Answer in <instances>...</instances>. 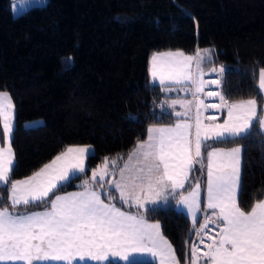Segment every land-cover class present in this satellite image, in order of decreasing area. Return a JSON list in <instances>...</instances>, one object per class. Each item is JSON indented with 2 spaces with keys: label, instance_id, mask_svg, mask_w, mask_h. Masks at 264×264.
I'll return each mask as SVG.
<instances>
[{
  "label": "trees",
  "instance_id": "1",
  "mask_svg": "<svg viewBox=\"0 0 264 264\" xmlns=\"http://www.w3.org/2000/svg\"><path fill=\"white\" fill-rule=\"evenodd\" d=\"M197 49L210 50L199 71L218 76L219 94L234 103L256 99L259 113L264 0H47L17 16L11 15L8 0H0V91H7L15 106L11 179L33 173L69 145L90 144L91 158L86 172L57 193L83 188L78 181L88 179L105 158L118 164L148 126L175 119L162 108L163 85L149 82L150 54L180 50L192 55ZM216 66L224 72L213 71ZM35 119L40 124L26 126ZM232 145L241 148L237 199L248 211L264 196V134L255 122L240 137L208 143ZM4 189L1 184L0 207H10ZM43 208L19 205L16 210ZM134 209L127 210L159 223L184 264L187 217L172 204Z\"/></svg>",
  "mask_w": 264,
  "mask_h": 264
},
{
  "label": "snow or ice",
  "instance_id": "2",
  "mask_svg": "<svg viewBox=\"0 0 264 264\" xmlns=\"http://www.w3.org/2000/svg\"><path fill=\"white\" fill-rule=\"evenodd\" d=\"M209 58L208 49H197L195 55H185L182 51L154 54L149 69L153 81L158 80L160 85L169 82L194 86V124L189 117L193 101L172 100L168 107L173 108L177 117L187 118L178 120L174 127H149L147 139L137 142L129 154V162L120 169L119 180L106 179L109 162L105 158V167L92 172V186L85 179L83 191L65 195L56 193L70 183L74 175L86 172L91 146L67 147L32 175L12 180L15 153L10 140L15 106L7 92H0V126L3 127L0 184L5 186L10 201V207H0V262L118 264L124 261L139 264L136 255H149L158 258L160 264H176L172 245L162 235L159 223H149L143 214H132L123 211L122 206L117 207L110 189L114 187L120 193L124 204L147 210L148 205L183 189L195 164L204 167L203 151L210 147L206 145L208 140L240 137L253 126L257 118L256 99L229 103L224 95H220V107L227 108L228 118L222 124L203 123L202 109L207 106L197 94L203 91L204 81L197 80L192 66L195 63L196 69H201ZM219 71L223 73L224 68L221 66ZM259 88L264 91V68L259 72ZM210 95L218 94L212 92ZM176 104L185 111H175ZM259 123L264 128V116L259 118ZM240 151V147L207 151L206 201L212 213L198 232H203L208 223H215L219 231L216 237H210L212 242L206 245L207 251L202 257L196 256L198 249L193 247L191 264H198V261L203 264H264V199H258L250 211H245L238 203ZM133 159L135 165L131 164ZM112 167L115 168V161ZM126 171L130 175L126 176ZM96 184L100 185L99 189ZM136 189L144 195L134 194ZM204 193L205 189L197 181L187 195L180 193L177 203L186 207L196 219ZM19 205H44L45 208L25 214L16 210Z\"/></svg>",
  "mask_w": 264,
  "mask_h": 264
},
{
  "label": "crops",
  "instance_id": "3",
  "mask_svg": "<svg viewBox=\"0 0 264 264\" xmlns=\"http://www.w3.org/2000/svg\"><path fill=\"white\" fill-rule=\"evenodd\" d=\"M192 71H193V73L195 74V72H196V67H195V63H194V66H193V69H192ZM259 72H260V70H259ZM259 72H258V76H257V86H258V89H259V92H260V94H261V97H262V101H261V105H260V112L258 113V116H257V118L255 119V121L253 122V123H255L256 122V124H257V127H258V129H259V131L262 133V134H264V128H262L261 126H260V123H259V118L260 117H262V116H264V91H262L260 88H259ZM148 73H149V71H148ZM198 73H200L199 72V69L197 70V74H195L196 75V78H197V76H198ZM203 73V72H202ZM201 76V75H200ZM200 76H199V78H197V80L199 81L200 80ZM156 84H158V83H156ZM158 85H160V84H158ZM188 89H191L190 91L189 90H186V93H187V95H189V97L187 98L188 99V101H192V99H191V94H192V92L195 90L194 89V86H190ZM234 103V102H233ZM195 106V102L193 101V103H192V106ZM162 108L164 109V110H167L168 112H169V108L167 109V106L165 105V104H162ZM224 108L225 107H221V114H220V117L219 118H217V119H204L203 117H202V119H204V120H209V121H211V120H219V123H223L224 122V120L225 119H227L228 118V112H227V110H225L224 111ZM170 113V112H169ZM194 120H195V114H194ZM171 124H174V121L173 122H171V123H168V124H159V125H150V126H148L147 127V130H148V128L149 127H153V126H155V127H170L171 126ZM250 130V129H249ZM247 133V132H246ZM246 133H244V134H246ZM243 134V135H244ZM227 138H232V137H225V138H223V139H227ZM147 139V131H146V134H145V137L142 139V140H146ZM223 139H219V140H223ZM139 141H141V140H139ZM213 141H217V140H208L207 141V143L209 142H213ZM138 142V141H137ZM137 142L134 144V146L130 149V151L127 153V155L118 163V164H116L115 165V168L113 169V167H112V165H110V162L108 163V167H109V175L106 177V179L107 180H119L120 179V169L121 168H123L124 166H125V164L126 163H128L129 161H128V157H129V154L130 153H132L133 152V150L135 149V147H136V144H137ZM3 145V127L2 126H0V146H2ZM208 145V144H207ZM68 147V146H67ZM67 147H65L63 150H65ZM70 147V146H69ZM236 147H240L239 145H232V146H210V147H207V148H205L204 149V151H203V159H204V167L201 169V173H200V175H201V182H202V186H203V188L206 190V187H207V167H206V165H207V151H211L213 148H215V149H221V150H224V151H229V150H231V149H233V148H236ZM241 149V148H240ZM62 150V151H63ZM62 151H60V152H62ZM59 152V153H60ZM90 152H91V149H90ZM58 153V154H59ZM57 155V154H56ZM55 155V156H56ZM54 157V156H53ZM52 157V158H53ZM239 157H241V151H240V154H239ZM49 159L47 162H45L43 165H45V164H48V163H50L53 159ZM131 164L132 165H135L136 164V160L135 159H133V161H131ZM43 165L41 166V167H43ZM201 166V165H200ZM240 166V165H239ZM40 167V168H41ZM105 167V162L102 164V165H100L99 167H97V168H95V169H103ZM39 168V169H40ZM39 169H37L36 171H38ZM94 170V169H93ZM36 171H34V172H36ZM33 172V173H34ZM93 172V171H92ZM192 172V171H191ZM189 173L190 174V177L191 178H193V176H196V175H193L192 173ZM33 173H31V174H29V175H27V176H30V175H32ZM125 175L126 176H128V175H130V173L129 172H127L126 171V173H125ZM27 176H24V177H21V178H18V179H14V180H20V179H24L25 177H27ZM194 179V178H193ZM87 180H89V182H90V186H92V182H91V180H92V173L90 174V176H89V178L87 179ZM193 182H194V180H193ZM1 185V184H0ZM95 187L97 188V189H99V187H100V185L99 184H96L95 185ZM106 187H108L107 185H106ZM113 191H114V194L116 195V199L118 200V202H119V205L117 204L116 206L117 207H121L122 206V210L123 211H126V212H130V213H132V214H140V212L139 213H136L135 211H128L127 209H134V210H136V211H143V210H145V209H139L138 207H136V206H129V204H124L123 203V201H121L120 200V193L118 192V191H116V189L114 188V187H112L111 188ZM184 189V188H183ZM84 189L83 188H81V189H76V190H70V191H66V192H60V193H57V195H65V194H68V193H75V192H80V191H83ZM132 191V189L130 188L129 189V192H131ZM179 191H182L181 189H177V192H176V194L173 196V195H168V197H167V199H159L158 201H157V203L156 204H150V205H148L147 206V209H151V208H155V207H159V206H164V205H167V204H172V206L176 209V210H179V211H181L186 217H187V219H188V221H189V226H192V225H194V224H196V225H198V226H200V225H202L203 223H205L206 222V217H208V216H211V213H212V210H209V209H207V201H206V191H205V193H204V201H203V203H202V205H201V210L196 214V219H194L193 218V216L191 215V214H189V212H187V209L183 206V205H180V204H178L177 203V201L179 200V198H180V193L181 192H179ZM186 191V189H184L183 190V194L184 195H186V193H184ZM8 194V193H7ZM134 194H137V195H140L141 197L144 195V193L143 192H141L139 189H136L135 190V193ZM261 199H264V196L261 198ZM9 202V204H10V201H8ZM106 203L108 202V201H105ZM205 202H206V204H205ZM133 205H134V201H132L131 202ZM204 204H205V207H204ZM254 204V203H253ZM50 206V205H49ZM253 206V205H252ZM251 206V207H252ZM44 209H39V210H32V211H28V212H33V211H43ZM251 210V208L248 210V211H250ZM23 213H27V212H23ZM212 219L214 220L215 219V217H212ZM148 220V222L149 223H158L157 221H154V220H149V219H147ZM215 224V223H214ZM216 225V224H215ZM165 238V237H164ZM166 239V238H165ZM167 240V239H166ZM168 241V240H167ZM169 242V241H168ZM173 249V248H172ZM174 252V251H173ZM174 255H175V253H174ZM196 256L197 257H202L203 256V254H196ZM175 258H176V256H175ZM192 258H193V252H191V253H189V255H188V260H187V263L186 264H191V261H192ZM135 259H136V261H152V262H154L155 264H160V261H159V259L158 258H153V257H151V256H149V255H136L135 256ZM111 260H118V258H111ZM119 262H122V263H127V262H124V261H119ZM107 262H104V264H106ZM0 264H4V262H0ZM73 264H83V262H77V261H74L73 262ZM89 264H96V262H89ZM176 264H180L179 262H178V260H177V258H176ZM198 264H203V262L202 261H198Z\"/></svg>",
  "mask_w": 264,
  "mask_h": 264
},
{
  "label": "rangeland",
  "instance_id": "4",
  "mask_svg": "<svg viewBox=\"0 0 264 264\" xmlns=\"http://www.w3.org/2000/svg\"><path fill=\"white\" fill-rule=\"evenodd\" d=\"M47 3V0H8V6H9V10H10V12H11V15L12 16H17V15H19V14H21L22 12H24V11H26V10H28V9H30V8H35V7H41V6H44L45 4ZM177 51H180V50H164V51H157V52H153V53H151L150 54V56H149V60H148V71H149V69H150V67H151V58H152V56L154 55V54H156V53H167V52H177ZM184 53V52H183ZM185 54V53H184ZM185 55H188V54H185ZM192 55H195V54H192ZM193 66H194V63H193ZM193 66H192V69H193ZM217 68H216V70L218 71L219 69H220V67H218V66H216ZM212 68H215V66L214 67H212ZM197 70L198 69H196V72H195V74H197ZM199 72H201V71H199ZM199 76H200V73H198V76H197V78H199ZM149 82L150 83H152V84H156V83H158V84H160L159 83V81L158 80H156V81H153V78L151 77V75H150V71H149ZM191 85L190 84H187V83H185V84H181V85H177V84H174V83H169V82H166L165 83V85H163L162 86V92H163V97H162V99H161V105L162 104H165L166 106H167V109L169 110V112H170V114H171V116H173L175 119L173 120L174 121V124H171V126L170 127H174L175 126V124L177 123V121L178 120H183V119H186L187 117H177L176 115H175V113H174V111H173V108H170V107H168V105L169 104H171V102H172V100H181V101H188V97H189V95H187V93H186V90H188V88L190 87ZM168 88H173V89H175V90H173V91H167L166 89H168ZM0 92H7V91H5V90H1ZM8 93V92H7ZM9 94V93H8ZM250 99H252V98H250ZM246 100H248V99H246ZM237 102H239V101H237ZM229 103H233V102H229ZM236 103V102H235ZM175 111H178V112H184L185 111V109L184 108H182L181 107V105L180 104H176L175 106ZM258 107H257V104H256V112H257V116H258V109H257ZM191 112L189 113V117L191 118V120H190V122H192L193 124H194V114L196 115V107L193 105H191ZM225 110H227V108L225 107L224 108V111ZM255 119L256 118H254V120H253V122L255 121ZM202 121H203V123L205 124V125H209V126H211V125H215V124H221V123H219V120H211V121H209V120H204V119H202ZM40 122H41V120L40 119H35V120H31V121H28V122H26V126H33V125H37V124H40ZM193 132H194V128H193V130H192ZM209 143V142H208ZM207 142H206V145L208 144ZM88 145H90V144H83V145H69V146H88ZM68 146V147H69ZM91 146V145H90ZM67 147V146H66ZM66 150V149H65ZM64 151V150H63ZM91 152H92V146H91ZM61 153V152H60ZM59 153V154H60ZM59 154H57V155H59ZM56 155V156H57ZM56 156H54L52 159H54ZM199 164H195L194 166H193V169L194 168H196L197 166H198ZM99 167V166H98ZM200 167V170H198L199 172H197L195 175L196 176H193V178H191L190 177V174H189V180L186 182V184H185V187H184V189H186V191L184 192V193H186V195H187V193L189 192V191H191V189L195 186V184H196V182L197 181H199L201 184H202V180H201V175H200V173H201V169H202V167L201 166H199ZM92 173V172H91ZM192 173V172H191ZM78 174H80V173H77L76 175H78ZM75 176V175H74ZM73 176V177H74ZM85 180V179H84ZM83 179L82 180H80V181H78V183H80V184H82L83 183V181H84ZM193 180H194V182H193ZM91 182H92V180H91ZM100 188V187H99ZM184 189H181L182 191H179V192H181V193H183V190ZM206 191V190H205ZM66 192V191H65ZM57 194V193H56ZM205 204H206V202H205ZM205 204H204V207H205ZM186 208V207H185ZM44 209V208H43ZM37 210H39V209H37ZM188 212V211H187ZM54 264H55V262H54Z\"/></svg>",
  "mask_w": 264,
  "mask_h": 264
},
{
  "label": "built area",
  "instance_id": "5",
  "mask_svg": "<svg viewBox=\"0 0 264 264\" xmlns=\"http://www.w3.org/2000/svg\"><path fill=\"white\" fill-rule=\"evenodd\" d=\"M200 79L204 81V89L197 95L201 100L204 101V105L207 106L206 108L202 109V117L204 119H217L220 117L221 111V103L219 100L220 80L214 73H204ZM212 81H217L218 83H212ZM212 92H215L218 95H210ZM191 99L194 101L192 94ZM204 224L205 223L202 225ZM202 225L198 226L194 224L190 226L187 232L183 246L184 264L187 263L189 253L193 252V247L198 249L196 254H203L205 251H207L206 245L212 242L210 237H216V233L219 231L214 223H208L207 228L204 229L203 232H198Z\"/></svg>",
  "mask_w": 264,
  "mask_h": 264
}]
</instances>
